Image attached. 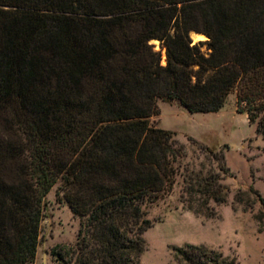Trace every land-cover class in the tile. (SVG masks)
Returning a JSON list of instances; mask_svg holds the SVG:
<instances>
[{
	"label": "trees",
	"instance_id": "obj_1",
	"mask_svg": "<svg viewBox=\"0 0 264 264\" xmlns=\"http://www.w3.org/2000/svg\"><path fill=\"white\" fill-rule=\"evenodd\" d=\"M232 91L264 138V0H0V264H35L43 202L59 182L82 219L59 258L141 264L146 206L172 191L185 153L150 124L157 100L217 112ZM227 174L192 173L181 197L223 203ZM244 194L264 206L252 186ZM171 257L239 264L195 244Z\"/></svg>",
	"mask_w": 264,
	"mask_h": 264
},
{
	"label": "rangeland",
	"instance_id": "obj_2",
	"mask_svg": "<svg viewBox=\"0 0 264 264\" xmlns=\"http://www.w3.org/2000/svg\"><path fill=\"white\" fill-rule=\"evenodd\" d=\"M196 34L200 33H189L193 43L206 40ZM151 43L160 50L164 65L160 42ZM200 48L205 50V45ZM157 105L160 113L150 117V124L172 131L185 153L174 163L177 174L172 191L146 206L151 225L142 234L145 249L140 263L174 264L173 246L195 244L218 249L239 264H264V206L253 195L244 194L252 186L264 198V138L247 114L238 111L236 92L228 94L217 112L191 113L176 101L163 99ZM220 165L228 169L221 180L228 189L226 201L189 207L181 197L187 177L216 173ZM60 186L56 184L43 202L35 264H65L59 254L67 260L75 248L82 219L72 212Z\"/></svg>",
	"mask_w": 264,
	"mask_h": 264
},
{
	"label": "bare ground",
	"instance_id": "obj_3",
	"mask_svg": "<svg viewBox=\"0 0 264 264\" xmlns=\"http://www.w3.org/2000/svg\"><path fill=\"white\" fill-rule=\"evenodd\" d=\"M196 37H197L199 40L204 39V36H203V35H200V34H196Z\"/></svg>",
	"mask_w": 264,
	"mask_h": 264
}]
</instances>
